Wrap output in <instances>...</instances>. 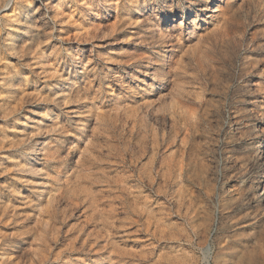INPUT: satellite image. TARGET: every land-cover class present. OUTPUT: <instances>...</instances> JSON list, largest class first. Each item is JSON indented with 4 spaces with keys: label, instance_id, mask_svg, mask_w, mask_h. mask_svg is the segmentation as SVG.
Here are the masks:
<instances>
[{
    "label": "rangeland",
    "instance_id": "1",
    "mask_svg": "<svg viewBox=\"0 0 264 264\" xmlns=\"http://www.w3.org/2000/svg\"><path fill=\"white\" fill-rule=\"evenodd\" d=\"M0 264H264V0H0Z\"/></svg>",
    "mask_w": 264,
    "mask_h": 264
},
{
    "label": "bare ground",
    "instance_id": "2",
    "mask_svg": "<svg viewBox=\"0 0 264 264\" xmlns=\"http://www.w3.org/2000/svg\"><path fill=\"white\" fill-rule=\"evenodd\" d=\"M204 9V8H203ZM215 11V10H214ZM144 74H146V73H144ZM123 159H121V161H122ZM157 175L156 174H154V176H150V177H148V181L151 183V184H156V181H157ZM125 180H126V178H125ZM138 180H140V178L138 177ZM122 189L123 190H125V192H127V193H129V187H126L125 186V188L122 186ZM121 193H123L122 191H121ZM127 193H125V198H127ZM122 197V196H121ZM123 200V199H122Z\"/></svg>",
    "mask_w": 264,
    "mask_h": 264
}]
</instances>
